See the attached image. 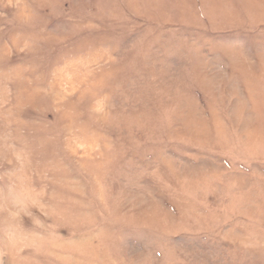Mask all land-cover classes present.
Listing matches in <instances>:
<instances>
[{
    "label": "rangeland",
    "instance_id": "374dc122",
    "mask_svg": "<svg viewBox=\"0 0 264 264\" xmlns=\"http://www.w3.org/2000/svg\"><path fill=\"white\" fill-rule=\"evenodd\" d=\"M0 264H264V0H0Z\"/></svg>",
    "mask_w": 264,
    "mask_h": 264
}]
</instances>
